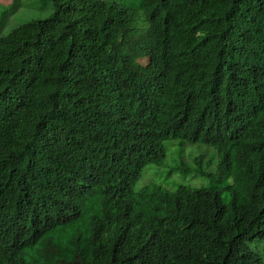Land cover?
Wrapping results in <instances>:
<instances>
[{"label":"trees","instance_id":"16d2710c","mask_svg":"<svg viewBox=\"0 0 264 264\" xmlns=\"http://www.w3.org/2000/svg\"><path fill=\"white\" fill-rule=\"evenodd\" d=\"M54 8L0 34V264H261L264 0ZM168 140L214 183L136 190Z\"/></svg>","mask_w":264,"mask_h":264},{"label":"rangeland","instance_id":"374dc122","mask_svg":"<svg viewBox=\"0 0 264 264\" xmlns=\"http://www.w3.org/2000/svg\"><path fill=\"white\" fill-rule=\"evenodd\" d=\"M15 1L0 0V34L8 35L27 22L49 19L54 13V0H18V3L14 4ZM113 1L123 2L130 6L131 3H137L139 0ZM137 14L139 20L142 21L145 17L144 12L138 9ZM136 26H141L138 21ZM165 146L166 158L162 165L147 166L136 185V190H141L151 184H163L167 188L174 189L181 184L210 186L214 183L220 163L219 153L214 147L204 143L183 146L180 142L171 140L166 141ZM197 160L200 161L202 167L196 170ZM188 167L190 170H187ZM221 196L225 202L230 199L226 191H223ZM255 245L256 242H253L250 246L256 248ZM258 250L264 258V245H260Z\"/></svg>","mask_w":264,"mask_h":264},{"label":"clouds","instance_id":"9594fccd","mask_svg":"<svg viewBox=\"0 0 264 264\" xmlns=\"http://www.w3.org/2000/svg\"><path fill=\"white\" fill-rule=\"evenodd\" d=\"M54 12H55V9H54ZM53 15H54V13H53ZM198 164H200L199 160L196 161V168H197ZM253 242H256V245H255L256 248H253L250 246ZM241 244L244 246H241L239 248H242L244 253L250 254L252 257L257 258L261 264H264L263 255L258 250V247L260 245H264V237H252V238L246 239ZM246 264H252V262L249 260V261H247Z\"/></svg>","mask_w":264,"mask_h":264}]
</instances>
